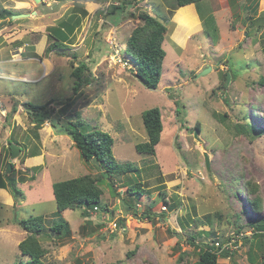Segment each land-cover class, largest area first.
<instances>
[{"label": "rangeland", "instance_id": "obj_1", "mask_svg": "<svg viewBox=\"0 0 264 264\" xmlns=\"http://www.w3.org/2000/svg\"><path fill=\"white\" fill-rule=\"evenodd\" d=\"M94 1L0 0V13L29 15L0 23V179L11 156L8 144L17 142L20 153L12 167L23 194L14 205L0 189V264L27 260L18 251L27 234L18 223L31 216L44 217L47 234L59 219L69 224L65 238H40L46 264H194L197 252L188 240L201 231L197 242H224L232 251L233 258H219V264H249L254 233L249 221L264 220V28L254 30L250 22L264 12V0H202L196 4L197 19L190 7L174 9V0ZM123 2L124 9L108 14L109 5ZM80 5L87 14L68 47L63 54H45L47 28ZM143 12L167 29L155 90L142 85L124 54ZM213 29L215 41L205 32ZM19 43L28 47L22 50ZM80 63L88 67L83 78L89 84L82 85L61 122L66 126L77 112L81 132L99 130L113 138L115 160L133 168L113 178L115 192L99 168L81 158L70 136L51 127L60 111L56 102L72 95L71 73ZM224 74L229 81L223 82ZM52 100L47 109L54 113L45 121L41 112L30 115L22 105ZM16 103L17 112L9 118ZM155 107L163 125L160 142L153 156L139 154L135 146L147 141L142 113ZM238 124L255 135L239 134ZM89 174L102 179L101 205L114 213L113 220H124L123 230L110 228L106 212L88 210V218L82 217L83 207L57 212L53 185ZM123 179L129 186L141 182L145 193L126 195ZM244 181L257 187L261 212L252 211L248 200L255 194Z\"/></svg>", "mask_w": 264, "mask_h": 264}, {"label": "trees", "instance_id": "obj_2", "mask_svg": "<svg viewBox=\"0 0 264 264\" xmlns=\"http://www.w3.org/2000/svg\"><path fill=\"white\" fill-rule=\"evenodd\" d=\"M202 0H174V9L187 8L190 4H197ZM95 3L103 4L107 0H95ZM126 3L123 2L118 7L109 5L108 14H113L116 10L124 9ZM80 10L81 15L77 14ZM87 12L83 5L77 6L75 10L70 11L62 20L58 21L54 26L47 28V41L48 44L45 48V54H49L54 51H63L68 47V43L76 31L79 29L82 16ZM16 15L9 10L3 9L0 13V19H6ZM139 19L142 22L141 26L136 27L130 37L128 38L124 50V54L135 65L136 78L142 79V85L147 89L155 90L160 82L162 76V66L165 58V51L163 49V43L165 40L167 29L161 21L155 16L143 12L139 14ZM204 28L207 27L206 22H202ZM251 28L254 30H261L264 28V12L259 17L250 22ZM205 31V30H204ZM207 36L215 37L217 39V32L215 29L212 31H205ZM19 43V46L22 44ZM88 69L85 63H80L71 73L72 78L75 79V84L72 86V95L63 101H57L59 115L55 121H51V127L59 133H66L72 139L73 145L79 151L81 158L87 162L94 163L98 168L103 180L108 181L109 185L114 191L113 178L121 176L122 178L133 171L130 165L121 166L115 160L112 154L113 138L105 132L99 130H92L86 134L79 130L81 125V118L79 113L75 112L72 121H68L66 126L61 122V115H67L76 102L77 95L80 94L82 85L89 84V80L83 78V73ZM223 82L227 79V74L223 75ZM263 82V81H262ZM54 100L49 101L46 105H31L30 103H23V107L30 115H36L41 112L40 119L45 121L50 118L54 113L53 109H47L50 104H53ZM19 104L16 103L9 112V118L16 112ZM7 116V118H8ZM35 126L39 127L37 119L34 120ZM142 123L147 135V141L137 144L135 150L139 154L153 156L155 154V147L160 142V136L163 130L161 113L158 108H151L142 113ZM198 129V125L196 126ZM235 130L239 134L246 136L255 135V130L249 126H243L241 124L235 125ZM264 133V132H263ZM18 144L17 142H14ZM9 155H11L10 144H8ZM36 155H32L33 157ZM94 160V161H93ZM41 167H35L33 170H38ZM4 179H0V189L6 190L14 200V205L19 204L23 199L22 191L18 188L17 182L14 178V166L11 174H7V170L4 172ZM33 178V177H32ZM31 178V179H32ZM124 180V179H123ZM103 181L100 177H95L92 174L84 175L81 177L73 178L57 182L53 185V196L56 205V210L62 213L66 210H76L83 207L82 217L88 218L89 211H102L112 212L107 206L101 205V196L103 194L101 185ZM244 185L247 187L248 192L255 196L248 200L253 212H261L262 202L257 194V187L250 181H244ZM123 187L126 188V195L130 197H140L145 193L142 183L129 186L127 181H123ZM134 188L138 191L135 192ZM115 192V191H114ZM123 203H126L124 201ZM125 205V204H124ZM134 204L132 203L131 208ZM130 206L128 210H131ZM151 213L147 212L144 215L147 219H151ZM43 216H31L26 220H20L18 225L27 233L23 241L18 245V251L22 257H26L25 262L20 261L17 264H46L43 260L46 250L40 243V238L43 236L56 235L58 238H65L70 234L69 224L59 219L53 222L49 227V234L45 233L46 227L44 225ZM124 220H117V224L122 227ZM254 233L250 238L249 247L247 250V257L249 264H262L264 258V220L262 221H249ZM197 223V222H195ZM194 232L189 236L188 244L197 252L198 260L194 264H219V258L230 259L233 258V253L224 246L227 245L224 242H214L212 244L199 243L197 238L204 234V232ZM47 234V235H45ZM53 234V235H51ZM210 235V234H207ZM247 238V237H245ZM218 246H215V244Z\"/></svg>", "mask_w": 264, "mask_h": 264}, {"label": "water", "instance_id": "obj_3", "mask_svg": "<svg viewBox=\"0 0 264 264\" xmlns=\"http://www.w3.org/2000/svg\"><path fill=\"white\" fill-rule=\"evenodd\" d=\"M36 3H39L40 0H34ZM29 15L28 14H17V15H13V18L14 19H21V18H26L28 17ZM210 71V69H207L205 71L202 72V75H205L207 74L208 72ZM141 83H142V79L141 78H137ZM227 80L229 81V77H227ZM198 134V131H195V137L197 136ZM10 148H11V156H10V160L8 162V165H7V174H10V172L12 171V161L14 159H16L20 153V147L18 145H15V144H10ZM204 159H205V163H206V168L209 169V161H208V158H207V155L205 154L204 155ZM94 161V160H93Z\"/></svg>", "mask_w": 264, "mask_h": 264}, {"label": "crops", "instance_id": "obj_4", "mask_svg": "<svg viewBox=\"0 0 264 264\" xmlns=\"http://www.w3.org/2000/svg\"><path fill=\"white\" fill-rule=\"evenodd\" d=\"M188 6H190V8H192V10H193V12H194V15H195V17H196V19H197L196 4H190V5H188ZM7 20H8V19L0 20V23H3V22H5V21H7ZM4 28H7V26H4ZM2 29H3V28H2ZM2 29H1V30H2ZM1 36H2V35H1ZM1 36H0V37H1ZM2 37H3V36H2ZM1 44H2V42H0V45H1ZM26 46H27V45L24 43L22 46H19V47L22 48V50H23L24 48L26 49V48L28 47V46H27V47H26ZM4 48H5V47H4ZM20 48H19V49H20ZM2 49H3V47L0 48V51H1ZM24 51H25V50H24ZM27 59L30 60V59H35V58H33V57H32V58H29V57H28ZM24 75H25V74H24ZM5 117H6V116H5ZM32 158H33V157H32ZM36 158H38V157H36ZM30 159H31V157H30Z\"/></svg>", "mask_w": 264, "mask_h": 264}, {"label": "built area", "instance_id": "obj_5", "mask_svg": "<svg viewBox=\"0 0 264 264\" xmlns=\"http://www.w3.org/2000/svg\"><path fill=\"white\" fill-rule=\"evenodd\" d=\"M107 216H108V220H110V222H112L111 223V225H110V228L112 229V230H123L122 228L123 227H121V226H119L118 224H117V221L116 220H113L112 219V217L114 216V213L113 212H107V213H105ZM118 220V219H117ZM215 246H218V244L216 243V245ZM225 247V246H224Z\"/></svg>", "mask_w": 264, "mask_h": 264}]
</instances>
